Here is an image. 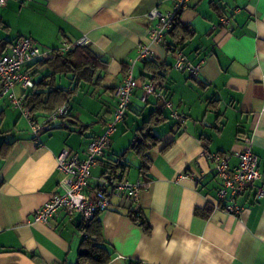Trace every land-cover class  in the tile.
<instances>
[{"label":"crops","instance_id":"obj_1","mask_svg":"<svg viewBox=\"0 0 264 264\" xmlns=\"http://www.w3.org/2000/svg\"><path fill=\"white\" fill-rule=\"evenodd\" d=\"M153 9L171 11L172 1L6 0L0 6V54L20 37L53 49L83 39L108 61L101 78L89 82L64 72L44 78L48 68L40 63L51 57L23 68L34 86L23 91L17 84L14 91L30 95L39 120L49 114L39 103L49 90L70 91L62 104L71 110L67 126L39 133L38 142L0 88V264L77 261L79 221L61 210L48 223L32 222L33 213L63 192L67 175L56 169L58 153L65 148L83 159L104 131L115 107L113 89L129 67L137 85L104 156L90 169V187L100 183L102 161L123 154L129 165L124 179L142 183L136 206L145 225L128 215V199L112 197L97 216L108 264H264V197H256V187L264 186V0H189L179 26L166 35L167 49L150 38L156 20L147 14ZM222 17L228 24L221 25ZM180 26L193 32L185 35ZM141 45L151 58H137ZM177 50L201 63L196 77L173 68ZM151 79L162 100L152 94L142 99ZM54 97L47 106L60 99ZM151 113L159 141L148 151L143 175L141 157L129 144ZM244 137L262 176L236 198L242 210L234 215L216 197L221 179L208 156L228 155L234 167L236 152L247 146Z\"/></svg>","mask_w":264,"mask_h":264},{"label":"built area","instance_id":"obj_2","mask_svg":"<svg viewBox=\"0 0 264 264\" xmlns=\"http://www.w3.org/2000/svg\"><path fill=\"white\" fill-rule=\"evenodd\" d=\"M172 10L161 13L156 9L151 10L147 17L155 19V24L150 29V38L153 42L162 44L165 33L169 31L180 12L188 5L189 0H171ZM6 0H0V6H4ZM226 17L220 19L221 25L228 24ZM84 40L76 43H64L62 46L51 51L43 50L37 43L29 37H20L9 49L0 54V85L1 92L7 95L11 106L19 109L29 124L31 133L38 142L37 135L50 129L60 121L70 118L71 110L67 105H62L47 114L41 120L37 119L27 107L25 96L17 95L14 91L15 85L25 91L34 86L33 79L29 71L23 68L33 64L38 60L52 57L54 52L65 53L75 44L83 45ZM152 57V51L147 45L138 48L137 58L146 60ZM173 68L185 71L190 77H196L199 73L201 63L193 64L186 59L181 50L176 51V58ZM137 80L129 67L122 81L113 90L115 107L110 120L107 122L104 131L95 136L89 143L85 157L80 159L77 153L68 149H62L56 156V169L67 175L64 180L63 192L53 194L40 208L33 213L32 222L48 223L61 210L65 211L69 217L80 215L81 223L85 224L95 214L109 208L112 197H126L134 206L137 205L139 193L142 187L141 181L129 182L126 179L107 180L100 178V188L90 189V169L96 165L98 158L102 157L106 146L109 144L110 136L116 130V125L123 121L129 107L131 95ZM143 100L149 94L157 99L163 98L157 91L154 82H146L142 86ZM164 105L171 109L172 104L164 100ZM172 116L177 117V113L172 111ZM247 146L236 152L238 163L234 167L229 166V156L221 153L209 154V159L214 163L216 176L221 179V186L216 190L218 201H227L224 209L234 215H238L242 207L236 203V198L247 190L255 187V182L261 179L258 170L257 156L249 148V138L244 137ZM185 176V175H184ZM256 197H264V186L256 187Z\"/></svg>","mask_w":264,"mask_h":264},{"label":"trees","instance_id":"obj_3","mask_svg":"<svg viewBox=\"0 0 264 264\" xmlns=\"http://www.w3.org/2000/svg\"><path fill=\"white\" fill-rule=\"evenodd\" d=\"M178 26H179V14L176 18L173 27L165 33L164 40L162 43L164 48L167 49L170 46L166 42V35L172 33L174 30H176ZM180 28L185 33V35H190L193 32L192 29H190L187 26H180ZM54 50H56V48ZM40 65L46 66L48 68V73L44 75V78L53 76L56 72H64V73H71L76 81L89 82L93 79L101 78L97 74L99 71L104 70L107 67L108 61L95 54L88 45L75 44L71 46L63 54L54 52L51 59L40 63ZM149 81L157 84L154 79H151ZM66 92L67 94L70 93V91L68 92L65 89L55 87L54 89L49 90L48 97L45 100L42 101L39 100V103L42 104V106H44V109H47L46 112L50 113L53 110H55L58 107V105L62 106V104L67 100L68 97L67 95H65ZM58 95H60L59 97L60 99L55 100L57 102L56 103L57 105L56 104L54 106L46 105L48 101H50L51 99L54 100L55 98H57L54 96H58ZM155 99L157 98L155 97ZM25 100L30 108V111L32 112V114L35 115L34 113L35 110L32 105L33 100H31L30 95H26ZM157 100H162V98ZM145 101H147V97ZM163 103H164V99H163ZM153 113H151L150 117H148V119H146L143 122L142 127L138 128V132L135 134L133 140L129 144V148L136 151L141 157L139 169L141 171V174L143 175L146 174V169L149 163L148 151L153 146H155L159 141V137H157L152 132L154 122L156 121V120H151V116L154 115ZM66 126H67L66 121H60L59 123L54 124L47 131H50L53 128L66 127ZM102 157L98 158V161L101 160ZM102 165H103V170H102L101 178L111 181H115V180L119 181L123 179L125 170L129 167L128 163L124 161L123 154H120L116 158H108L102 161ZM89 187H90V182H89ZM90 188L91 189L100 188L99 182L96 183L95 186ZM128 215L135 223L145 225L141 208L139 206H134L130 200L128 207ZM97 216L98 213L95 214V216L91 218L89 221H87L85 224L79 222L81 246L83 249L87 250V253L80 254L77 261L73 264H108L110 260V255L106 246L104 245V240L102 238V232H101V222Z\"/></svg>","mask_w":264,"mask_h":264},{"label":"water","instance_id":"obj_4","mask_svg":"<svg viewBox=\"0 0 264 264\" xmlns=\"http://www.w3.org/2000/svg\"><path fill=\"white\" fill-rule=\"evenodd\" d=\"M74 220H76V221H80V215H79V214H76V215L74 216ZM83 253H87V250L81 248V249L79 250V254H83Z\"/></svg>","mask_w":264,"mask_h":264},{"label":"rangeland","instance_id":"obj_5","mask_svg":"<svg viewBox=\"0 0 264 264\" xmlns=\"http://www.w3.org/2000/svg\"><path fill=\"white\" fill-rule=\"evenodd\" d=\"M35 42V41H34ZM35 43H37V42H35ZM43 50H45V51H51L53 48L52 47H43V46H41L39 43H37ZM25 120H26V118L25 117H23ZM26 122H27V124H28V121L26 120ZM119 125V124H118ZM28 127H29V124H28ZM30 129V128H29Z\"/></svg>","mask_w":264,"mask_h":264}]
</instances>
